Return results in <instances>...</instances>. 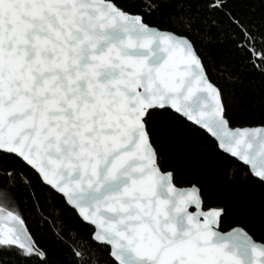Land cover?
Listing matches in <instances>:
<instances>
[{
    "label": "snow or ice",
    "instance_id": "1",
    "mask_svg": "<svg viewBox=\"0 0 264 264\" xmlns=\"http://www.w3.org/2000/svg\"><path fill=\"white\" fill-rule=\"evenodd\" d=\"M245 70L264 82V0H0V264H58L20 185L71 264H264V215L227 190L264 197V118L234 126ZM178 131L210 141V204L177 187Z\"/></svg>",
    "mask_w": 264,
    "mask_h": 264
},
{
    "label": "trees",
    "instance_id": "2",
    "mask_svg": "<svg viewBox=\"0 0 264 264\" xmlns=\"http://www.w3.org/2000/svg\"><path fill=\"white\" fill-rule=\"evenodd\" d=\"M235 63L237 67H240L239 55L236 56ZM245 85L247 87L243 94L237 92L231 98L237 120L234 126H242L243 122L248 120L264 118V103L261 102L264 99V82L255 73L245 70ZM175 140L177 150L172 153V156L177 160L180 169L177 186L183 187L189 181L200 180L205 187L207 203L210 204L219 199L221 189L209 178L205 154L200 151L202 144L210 142L208 137L205 134L197 135L191 131H178ZM227 190L236 193L238 199L246 203L250 217L255 216L258 221L259 217L264 215V197L259 192L249 193L239 187ZM16 201L28 227L40 243L49 249L50 253H55L58 264H71V257L67 249L56 241L50 225L42 222L41 216L33 208L32 199L22 185L16 189ZM41 206L45 216L56 221L65 231H75L79 236H87L90 231V229L82 227L78 221L73 219V215L61 208L60 205L50 206L45 199H41ZM240 211L241 209L234 208L233 216H236ZM230 223L231 219L227 221L224 230H227ZM254 233L257 239L264 237V229L260 228L259 224L254 229Z\"/></svg>",
    "mask_w": 264,
    "mask_h": 264
},
{
    "label": "water",
    "instance_id": "3",
    "mask_svg": "<svg viewBox=\"0 0 264 264\" xmlns=\"http://www.w3.org/2000/svg\"><path fill=\"white\" fill-rule=\"evenodd\" d=\"M177 187H179V186H177Z\"/></svg>",
    "mask_w": 264,
    "mask_h": 264
}]
</instances>
